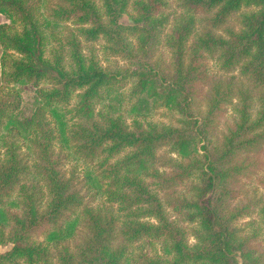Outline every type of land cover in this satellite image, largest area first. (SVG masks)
<instances>
[{
	"label": "trees",
	"instance_id": "trees-1",
	"mask_svg": "<svg viewBox=\"0 0 264 264\" xmlns=\"http://www.w3.org/2000/svg\"><path fill=\"white\" fill-rule=\"evenodd\" d=\"M52 1L0 0V264H264V174L259 197L236 184L238 155L264 145V0ZM96 40L124 63L101 64ZM160 106L169 121L138 117ZM253 211L259 242L237 224Z\"/></svg>",
	"mask_w": 264,
	"mask_h": 264
},
{
	"label": "rangeland",
	"instance_id": "rangeland-1",
	"mask_svg": "<svg viewBox=\"0 0 264 264\" xmlns=\"http://www.w3.org/2000/svg\"><path fill=\"white\" fill-rule=\"evenodd\" d=\"M51 2H53L51 0ZM175 0H169L168 7L165 9V12H174V10L179 11L176 8ZM249 7H241L240 10L234 11L231 13V15L227 18V25L233 26V27H238L239 26V13L241 11L248 10ZM129 11L127 14H123L121 20L128 21L129 20ZM4 20V16L0 13V22ZM167 28V27H166ZM165 28V30H166ZM91 46H95L98 57L100 59L101 64L109 67H113L115 65H121L124 63V60H122L119 56L117 55H112L109 54L106 56V54L103 51V40H96L90 44ZM86 50V49H85ZM158 54L167 62L168 60V55H169V49L166 46L160 45ZM203 63L204 65L209 69V72L212 74L219 75L222 73L221 71L218 70L217 67L214 66L213 59L211 58H203ZM127 85H124V90L126 91ZM16 90H18L19 96H20V101H21V107L23 109V112L25 114H28L31 109L33 108L35 104L34 100V93H33V88L30 84H20L16 86ZM207 88L208 86L203 85L202 90L198 93V97L195 100V107H198L199 109H203L205 106V95L207 93ZM5 89V88H4ZM132 100V99H131ZM115 102L114 100L111 99H106V102ZM114 104V103H113ZM123 105V113L125 114L126 109L130 106V100L126 99L122 102ZM102 107L103 109H106L107 106H104L103 103L100 105L98 104L97 107ZM173 116V113L168 110L167 108L160 106L157 107L151 112H149L147 115L141 116L138 115V117H142L143 119L147 120H153V121H164L167 122L171 119ZM127 121H130V115L127 114ZM233 117V113L230 109V106L228 107V110L224 111L219 118L217 119L215 126V132L220 133L225 129V126L227 123L231 121ZM157 154L160 155V159L158 163H162L163 160L171 153H169L168 148L166 146L161 147L158 151ZM238 160L244 161L247 163V167L245 170H243L242 174H240L237 178L236 184L238 188L240 189L239 193V198L242 200H246L247 197H250L252 195H255L256 197H259L263 193V187L261 184V177L264 174V169H263V159H264V145L260 147L259 150L256 151H250V152H245L241 153L238 155L236 158ZM63 168L66 172L67 175H72L75 181L77 182V186L81 187V191H85V188L82 185L83 182V168L84 165L82 163H76L74 161L66 160V162L63 164ZM177 190H182L183 188L181 186H178L176 188ZM43 190V189H42ZM44 191V190H43ZM162 194L165 196V193L162 192ZM181 224L186 226L187 228L190 226L189 221L185 217V215L182 214H173ZM237 224L241 226L244 231L246 232H258L257 235V240L258 242L261 239V231H262V226L260 222V217L257 213V211H253L249 213L248 215L241 216L237 220ZM194 238L192 236L189 237V241L193 242ZM11 244L9 242L5 244H0V251L8 248ZM259 247L263 248L264 247V242L260 241Z\"/></svg>",
	"mask_w": 264,
	"mask_h": 264
}]
</instances>
